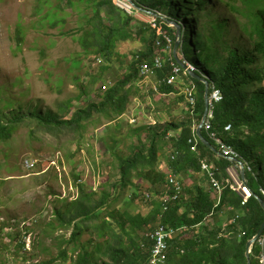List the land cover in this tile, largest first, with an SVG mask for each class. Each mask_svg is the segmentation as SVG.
Wrapping results in <instances>:
<instances>
[{
  "label": "trees",
  "instance_id": "16d2710c",
  "mask_svg": "<svg viewBox=\"0 0 264 264\" xmlns=\"http://www.w3.org/2000/svg\"><path fill=\"white\" fill-rule=\"evenodd\" d=\"M39 1L48 4L51 0ZM59 1L72 8L81 7V3L86 4L90 12L82 14L81 34L78 36V41L88 55L102 57L107 62L101 68L102 71L109 69L111 66L109 64H112L118 55V43L138 38L145 48L134 56L126 71L117 74L115 81L103 82L96 93V98L86 100L87 102L81 106L68 101L60 106L59 111H53L49 108L42 110L38 106L32 107L29 102L27 104L30 109L24 112L19 97L5 96L0 89V142L10 140L15 130L24 124L32 127V136L44 132L60 137L67 133H82L89 124L99 122L100 119L95 115H102L112 122L117 120L125 114L135 85L140 84L142 77L139 68L142 63L147 62L152 67V75L156 80L154 85L158 88L156 91L153 86L155 92L167 95L180 91L176 83L168 84L166 81L172 74V63H178L173 51L164 61L162 68L154 67L157 28L139 21L135 30L134 16L120 7L115 0ZM133 1L148 10L157 11L160 7L167 9L169 16L167 19L158 18V27L172 37L173 48L177 28L169 20L182 24L178 58L191 62L195 66L196 74L210 79V91L212 85H216L221 90L223 99L214 104L211 131L216 132L224 142L232 145L239 152L243 162H250L253 165V172H245V179L253 193L248 202L242 205L241 197L230 186H226L218 201L217 193L213 190L208 176L203 172L201 163L203 160H208L220 168L223 174L233 161L219 155L196 136V128L205 111L206 85L196 76L186 73L189 81L196 86L197 102L193 108L194 112L192 113V107L188 103L186 116L182 120H168L159 126L137 125L136 122H130L132 125L125 136L134 137L136 141L128 145L127 150L119 149L121 137L116 136L115 130L118 129V125H115L109 135L110 141L104 143V146L115 158L120 175L112 186L121 190L114 195L104 190L101 192V198L93 201L91 196L94 193H91L92 195L86 193L84 187L80 185L81 193L75 201H72L71 207L66 212L57 210L61 224L69 223L72 227L70 238L66 241L72 244L71 250L66 249L64 245L56 256L47 261L28 264H58L57 262L60 264H148L152 241L147 234L154 230L155 222L159 221L180 230L194 228L210 216L219 218L223 215H226L231 222L227 227L228 230H234L236 234L224 237L226 227L225 230L218 228L209 234L219 242L218 248L214 249L215 251L218 249L220 253L219 260H215V264H248L247 243L259 232L264 223L262 205L264 201V0H241V6L231 5L228 2L225 4L228 11L248 18L239 21L242 32L252 43L251 49L248 50L240 42H235L233 44L235 46L230 45L227 39L228 21L214 19L208 11L207 0H197L195 8H189L192 3L186 0L183 3H179L180 0ZM200 12H207L209 22L202 25L197 33V30L192 29L195 20L188 19V15L200 14ZM189 28L191 39L188 37ZM241 38L245 41L243 35ZM16 39L18 46L25 40L20 28L16 31ZM191 47H194L195 54L202 59V66L197 64ZM158 48L164 49L163 46ZM179 55H183V58ZM96 80L97 78L93 77V82ZM85 92L83 89L82 95ZM229 124L231 129L226 130ZM170 131H174L175 134L170 135ZM202 133L220 152L222 151L216 141L209 136V131L203 128ZM168 146L171 147L172 153L167 157L168 165L165 169L158 165V158L160 150H166ZM193 146H196V149H193ZM202 173L208 179L210 186H204L196 181V177ZM170 174L189 176L191 183L187 185L183 182L184 193L177 201L172 202L167 210H164L161 197L173 192L168 180ZM75 179L80 180L78 176ZM138 180L149 183L150 191L146 195L149 198L151 211L148 214L132 209L138 197ZM132 186L137 187V190L133 191L130 199L124 198L123 190ZM117 203L121 204L117 205ZM239 212L242 214L237 217ZM85 231L97 232L96 243L92 239L82 241ZM102 240L106 244L103 255L108 258L105 261L96 255V252L101 250ZM173 241L174 245H172ZM187 241L180 236L170 240V248L176 247L173 249L174 256L184 251L182 261L193 257L190 251L195 245ZM94 243L95 249L90 250L89 247ZM209 250L203 252L205 255L203 260L196 257L188 264H212L213 249ZM262 251L259 240L255 241L249 256L252 264H264L260 259Z\"/></svg>",
  "mask_w": 264,
  "mask_h": 264
},
{
  "label": "rangeland",
  "instance_id": "374dc122",
  "mask_svg": "<svg viewBox=\"0 0 264 264\" xmlns=\"http://www.w3.org/2000/svg\"><path fill=\"white\" fill-rule=\"evenodd\" d=\"M184 1L180 0L179 3ZM186 1L192 3L189 8H195L197 0ZM207 1L208 11L214 19L228 21L227 39L230 45L240 42L247 50L251 49L252 43L242 32L239 22L248 18L228 11L225 6L227 2L241 6L242 1ZM115 2L134 16L135 30L139 21L150 24L149 13L126 1ZM157 9L163 17L168 18L165 7ZM84 12H90L85 3L72 8L59 0H51L48 4H42L39 0H0V89L5 96L19 97L24 112L30 109L29 102L32 107L59 111L60 106L68 101L81 106L86 100L95 99L101 84L115 81L117 74L126 71L134 56L144 50L145 45L138 38L122 41L117 44L118 55L109 64L110 68L102 71L107 62L102 57L88 55L78 41ZM206 13L188 15V19L195 20L192 29L197 33L202 25L209 22ZM18 28L25 35L20 46L16 44ZM190 35L189 28V39ZM191 51L196 53L194 47H191ZM156 52L165 61L171 50L156 48ZM193 57L202 66L199 55ZM181 75L182 79H188L185 73ZM93 77L97 78L95 82ZM154 84L156 80L150 75L145 82L135 85L125 114L113 122L102 115H95L99 122L89 124L82 133H67L60 137L44 132L32 136V127L24 124L15 130L10 140L0 142V264L47 261L56 256L64 245L71 250L72 244L66 241L70 238L72 227L69 223L61 224L57 210L66 212L71 207L72 201L81 193L80 185L86 193H94L91 194L93 201L99 200L104 190L111 195L121 190L112 186L120 175L115 158L104 146L110 141L109 135L115 125H118L116 136L121 137L119 149L127 150L128 145L136 141L134 137L125 136L132 123L159 126L168 120H182L186 116L189 106L181 90L165 100L169 97L155 92ZM176 85L182 88L179 82ZM83 89L86 92L82 95ZM132 120L136 121L130 123ZM173 134L175 132L170 131V135ZM165 149L160 150L159 162H167V157L172 153L170 146ZM25 159L32 160L35 166L27 168ZM76 176L79 181L75 179ZM180 177L184 183L190 182L189 176ZM199 179L204 186H210L204 175ZM138 182V197L132 209L148 214L151 211L146 195L150 191L149 183L144 180ZM134 190L137 187L125 188L124 198L130 199ZM159 223L155 222L154 228ZM261 235L257 240L262 246L260 259H263L264 235ZM96 236L97 232L85 231L82 241L92 239L96 243ZM95 243L89 247L90 250L95 249ZM100 245L101 250L96 255L105 261L108 259L103 255L106 244L102 240Z\"/></svg>",
  "mask_w": 264,
  "mask_h": 264
},
{
  "label": "built area",
  "instance_id": "2783aa9c",
  "mask_svg": "<svg viewBox=\"0 0 264 264\" xmlns=\"http://www.w3.org/2000/svg\"><path fill=\"white\" fill-rule=\"evenodd\" d=\"M149 13L151 17L149 19L150 25L157 28V40L156 46L157 48L163 46L164 49H173V39L167 34L164 30L158 27V18H164L157 11H145ZM183 63L187 66V69H184L179 63H172V74L167 78L168 84H174L177 81V78L182 73H189L195 71V66L187 60H182ZM164 65V61L160 54L156 53L154 57V67L162 68ZM140 75L141 80L140 83L145 82L152 75V67L146 62L140 65ZM195 73V72H194ZM154 89L157 91V85H154ZM182 93L185 95L190 107H192V113L194 112V107L197 102L196 99V86L192 81L187 82L184 87ZM164 95V94H161ZM223 99V94L216 85H212L211 91L209 92V109L207 113V118L204 122V127L207 131L210 132V137H212L217 144L220 146L222 153L224 156L232 159V158H240L239 152L231 145L224 142L221 138L217 137L216 132H211L212 123L211 119L213 118V108L214 104L221 101ZM136 120H132L131 122H135ZM231 129V125L226 126V130ZM193 149H196V146H193ZM24 165L27 168H32L35 166V163L30 159H25ZM242 166H244V171L253 172L254 167L250 162H243ZM201 168L204 173L208 176L213 190L217 193L218 201L221 199V195L226 186H230L233 191H235L241 197V204L245 205L249 198L252 195V190L247 184V180L243 179L241 175V165L238 163H233L228 166L222 174L220 168L216 165L210 163L208 160H203L201 163ZM225 173V175H224ZM221 177V178H220ZM170 187L172 188V193L164 195L161 197L162 204L165 209H168L169 205L177 201L180 196L184 193L183 188V179H181L180 175L170 174L168 176ZM263 191V190H262ZM242 213H239L237 217L241 216ZM176 230L173 227H170L168 224L159 223L155 226L154 230L147 234V237L152 241V247L150 252V258L148 264H166L169 251H170V239L172 238L173 233ZM264 257V256H263ZM261 262H264V258L261 259Z\"/></svg>",
  "mask_w": 264,
  "mask_h": 264
},
{
  "label": "crops",
  "instance_id": "0c3cea01",
  "mask_svg": "<svg viewBox=\"0 0 264 264\" xmlns=\"http://www.w3.org/2000/svg\"><path fill=\"white\" fill-rule=\"evenodd\" d=\"M173 52H174V50H173ZM177 82H179L182 85V88L180 89L181 93H182V89L187 82L189 83V79L184 80V79H182V75H181L177 78L176 83ZM179 93H180V91H179ZM172 95H177V93L172 92L170 94L163 95V96L169 97L168 99H165V100H169L172 97ZM160 96H162V95L160 94ZM150 104L152 106L154 105L152 102ZM158 165L160 167H164L165 169H167L168 163L166 161H162V162H158ZM198 177H200V178L203 177V173L196 177V181L199 184H201L200 183L201 181H200V179L198 180ZM190 180H191V177H190ZM189 183H191V181ZM189 183L187 185H189ZM239 213H242V212H239ZM230 224H231V222L228 221V219L226 218V215H223L219 218H213L212 216H210L205 222H203L199 225H196L194 228H181L180 230L177 229L176 232L173 233L171 240H174V238L176 239V238H178V236H180V237L185 238V240H188L187 242L191 241L192 244L195 245V248H193V250L190 251L193 254V257H191V259H194L196 257H200L201 259L202 258L204 259L205 255L203 252L205 250L210 251L209 249H213L212 254H211V259L214 262V263L212 262V264H215V260L216 261L219 260L220 253H219V251H217L218 249L216 251L214 249L218 248L219 242L217 239L212 238L213 236H210L209 234L213 233V231L217 230L218 228H222L225 230V227H226L227 231L225 233H223V235H224V237H231V236L235 235L236 233L234 230H228L227 227ZM205 243H206V245H205ZM172 245H174V241L172 242ZM173 249H176V247L170 248L169 255L171 253V256H170L171 258L168 255L169 260L167 259L166 264H188L191 262V259H187L184 261L181 260V257L183 255L184 251L178 252V254L176 256H174ZM251 251H252V247H251ZM251 251H250V253H251ZM208 255H209V253L207 254V258L209 259ZM215 256H216V259H215ZM177 261H179V263Z\"/></svg>",
  "mask_w": 264,
  "mask_h": 264
},
{
  "label": "water",
  "instance_id": "95a60500",
  "mask_svg": "<svg viewBox=\"0 0 264 264\" xmlns=\"http://www.w3.org/2000/svg\"><path fill=\"white\" fill-rule=\"evenodd\" d=\"M119 1H126L128 2L131 6H134L136 7L137 9H140L142 11H150L148 10L147 8H144V7H141V6H138L133 0H119ZM170 23H172L173 25L176 26L177 28V37H176V41H175V45H174V55L177 59V62L184 68V69H187L186 65L183 63V61L178 58V50H179V47H180V43H181V33H182V24L179 23V22H176V21H173V20H169ZM191 73L193 76H196L198 79L202 80L205 85H206V88H205V96H204V100H205V111H204V115L201 119V122L199 123V125L197 126L196 128V133H197V137L200 138V140L205 144L207 145L208 147H210L211 149H213L214 151H217L218 150L216 149V147L211 143L210 140H208L206 137L203 136V133H202V128H203V125H204V122L207 118V113H208V109H209V92H210V81L209 79L204 76V75H200V74H196V72H189ZM219 153V152H218ZM221 154V153H219ZM235 161H238L237 159H234ZM242 162H240V165H241V174L242 176L244 177V166H242ZM262 205L264 207V201H262ZM264 231V223L262 224V226L260 227V230L259 232L252 238L248 241L247 243V257H248V264H252L251 263V260H250V251H251V247L252 245L254 244V242L258 239V237L263 233Z\"/></svg>",
  "mask_w": 264,
  "mask_h": 264
},
{
  "label": "bare ground",
  "instance_id": "6f19581e",
  "mask_svg": "<svg viewBox=\"0 0 264 264\" xmlns=\"http://www.w3.org/2000/svg\"><path fill=\"white\" fill-rule=\"evenodd\" d=\"M126 6L129 7V5H127V4H126ZM190 63H191V62H190ZM186 67H187V66H186ZM207 78H208V77H207ZM208 79H209V78H208ZM209 81H210V79H209ZM203 128H205L204 125H203ZM203 128H202V129H203ZM211 132H212V131H211ZM209 136H210V135H209ZM217 137H218V136H217ZM219 138H220V137H219ZM222 140H223V139H222ZM216 143H217V142H216ZM231 146H232V145H231ZM216 149H217V148H216ZM217 150H218V149H217ZM216 152H217V151H216ZM218 152L221 153V154H219ZM218 152H217V153H218L219 155L224 156L223 153H222V151L220 152V151L218 150ZM224 157H226V156H224ZM227 158H228V157H227ZM228 159H230V158H228ZM234 159H237L238 161H235ZM230 160H232L233 163H238V164H239L240 162L243 163V161H242L240 158H232V159H230ZM244 173H245V171H244ZM241 175H242V174H241ZM242 177H243V176H242ZM244 177H245V174H244ZM244 177H243V179H245ZM164 210H167V209L164 208ZM175 230H177V229H175ZM151 232H152V231H151ZM170 240H171V239H170ZM169 242H170V241H169ZM170 246H171V242H170Z\"/></svg>",
  "mask_w": 264,
  "mask_h": 264
}]
</instances>
